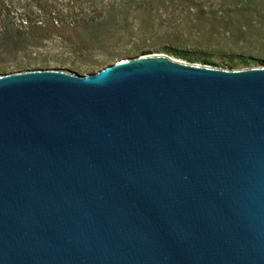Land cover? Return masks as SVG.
Wrapping results in <instances>:
<instances>
[{
  "label": "water",
  "instance_id": "water-1",
  "mask_svg": "<svg viewBox=\"0 0 264 264\" xmlns=\"http://www.w3.org/2000/svg\"><path fill=\"white\" fill-rule=\"evenodd\" d=\"M0 264H264V66L1 74Z\"/></svg>",
  "mask_w": 264,
  "mask_h": 264
},
{
  "label": "rangeland",
  "instance_id": "rangeland-1",
  "mask_svg": "<svg viewBox=\"0 0 264 264\" xmlns=\"http://www.w3.org/2000/svg\"><path fill=\"white\" fill-rule=\"evenodd\" d=\"M170 49L217 68L264 66V0H0V74L84 75Z\"/></svg>",
  "mask_w": 264,
  "mask_h": 264
},
{
  "label": "trees",
  "instance_id": "trees-1",
  "mask_svg": "<svg viewBox=\"0 0 264 264\" xmlns=\"http://www.w3.org/2000/svg\"><path fill=\"white\" fill-rule=\"evenodd\" d=\"M169 52H170V54L174 55L175 58H183V59H185L188 62H196V61H198V58L186 56V55H184L183 52H180V51H178L176 49H174V50L170 49ZM143 54H148V53H141V54H138V55H136L134 57H137V56L143 55ZM200 61L202 62V64H207V65H210V66H218L215 62H213V61H211L209 59H206V58H202ZM241 63H242L243 66H247L249 64V60H242ZM260 63H262V62H260ZM236 66H237V63H234V62L233 63L229 62L227 64L228 69H234ZM24 70H27V69L22 68V69H20L18 71H24ZM8 73H10V72H8ZM91 73H93V72H91ZM2 74H7V73H5V71H3Z\"/></svg>",
  "mask_w": 264,
  "mask_h": 264
}]
</instances>
